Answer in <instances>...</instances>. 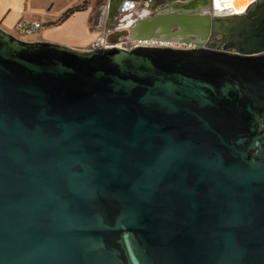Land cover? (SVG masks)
<instances>
[{"label":"water","instance_id":"water-1","mask_svg":"<svg viewBox=\"0 0 264 264\" xmlns=\"http://www.w3.org/2000/svg\"><path fill=\"white\" fill-rule=\"evenodd\" d=\"M129 18L90 50L0 27V264H264V0Z\"/></svg>","mask_w":264,"mask_h":264},{"label":"crops","instance_id":"crops-1","mask_svg":"<svg viewBox=\"0 0 264 264\" xmlns=\"http://www.w3.org/2000/svg\"><path fill=\"white\" fill-rule=\"evenodd\" d=\"M95 2L96 0H0V27L12 33L20 19L39 21L45 26L34 41L90 50L100 41L97 32L91 30ZM58 5L60 10L56 11ZM78 7V11L59 23L64 14Z\"/></svg>","mask_w":264,"mask_h":264},{"label":"flooded vegetation","instance_id":"flooded-vegetation-1","mask_svg":"<svg viewBox=\"0 0 264 264\" xmlns=\"http://www.w3.org/2000/svg\"><path fill=\"white\" fill-rule=\"evenodd\" d=\"M176 1H181V2H185L188 0H146V1H142L140 4L136 5V7L133 10L130 11H126V5L127 4H122L118 10H117V17H114L112 20L110 19V15L112 14V16L115 14L114 11L111 12V8H110V0L108 3V14L107 17L105 18V22L103 25H105L107 27V31L103 32V36L100 37V40H104L107 35L109 33H111L112 31H115L117 29H121V27H124L127 23V17L130 16L131 19L134 18L136 9L139 6H145L144 4H146L152 11V13L148 14V15H152L155 14L157 11H159L160 9H163L164 7L170 5L171 3H174ZM211 12H213V9L211 10ZM129 18V19H130ZM120 21H122L120 23ZM103 22V19H102ZM104 28V27H103ZM220 41V37L218 36H214L211 40V42L209 43L210 45L215 44L216 42ZM104 44V42H102V45Z\"/></svg>","mask_w":264,"mask_h":264},{"label":"built area","instance_id":"built-area-1","mask_svg":"<svg viewBox=\"0 0 264 264\" xmlns=\"http://www.w3.org/2000/svg\"><path fill=\"white\" fill-rule=\"evenodd\" d=\"M45 24L39 21L20 19L15 24V29L20 35L39 34L44 29ZM18 37V36H17ZM20 38V37H19ZM119 47L124 49H132L139 46H154V47H168V48H194L193 44H186L178 41H163V40H130L121 42Z\"/></svg>","mask_w":264,"mask_h":264},{"label":"rangeland","instance_id":"rangeland-1","mask_svg":"<svg viewBox=\"0 0 264 264\" xmlns=\"http://www.w3.org/2000/svg\"><path fill=\"white\" fill-rule=\"evenodd\" d=\"M107 2H109V0H96L95 2L94 13L92 16L91 30L93 32H97L99 37H102L103 32L107 31V27L103 25L105 22V18L107 17V14H108V3ZM83 3H85V1ZM144 5L145 6H139L136 9V11H134L135 15L133 19H137V18H140L142 16L152 13L151 12L152 10L146 4ZM59 8L60 7L58 5L56 7V11L60 10ZM102 19H103V22H102ZM121 22L122 21H120V23ZM12 33L20 37L24 41H34L39 37V34H29V35H24V36L20 35L16 29H14ZM95 47H97V45L95 46L93 45L92 49H94Z\"/></svg>","mask_w":264,"mask_h":264},{"label":"trees","instance_id":"trees-1","mask_svg":"<svg viewBox=\"0 0 264 264\" xmlns=\"http://www.w3.org/2000/svg\"><path fill=\"white\" fill-rule=\"evenodd\" d=\"M79 9H80V7L68 11L66 14H64V16L62 17V19H61V21L59 23L65 21L70 15H72L75 11H78Z\"/></svg>","mask_w":264,"mask_h":264},{"label":"bare ground","instance_id":"bare-ground-1","mask_svg":"<svg viewBox=\"0 0 264 264\" xmlns=\"http://www.w3.org/2000/svg\"><path fill=\"white\" fill-rule=\"evenodd\" d=\"M221 8V7H220ZM220 10V9H219Z\"/></svg>","mask_w":264,"mask_h":264}]
</instances>
